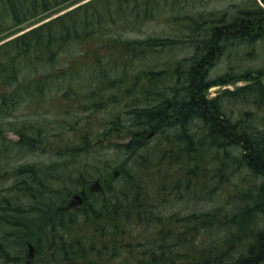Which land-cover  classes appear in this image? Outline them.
I'll list each match as a JSON object with an SVG mask.
<instances>
[{
  "label": "trees",
  "instance_id": "16d2710c",
  "mask_svg": "<svg viewBox=\"0 0 264 264\" xmlns=\"http://www.w3.org/2000/svg\"><path fill=\"white\" fill-rule=\"evenodd\" d=\"M82 1L0 0V41ZM206 2L88 0L0 44V264H264V67L210 73L264 47V0Z\"/></svg>",
  "mask_w": 264,
  "mask_h": 264
},
{
  "label": "rangeland",
  "instance_id": "374dc122",
  "mask_svg": "<svg viewBox=\"0 0 264 264\" xmlns=\"http://www.w3.org/2000/svg\"><path fill=\"white\" fill-rule=\"evenodd\" d=\"M85 1V0H83ZM82 1V2H83ZM240 0H207L206 4H207V8H217V9H224L228 6H231L232 4H235L237 2H239ZM260 3L261 0H259ZM78 4V3H77ZM76 5V4H75ZM263 5V3H262ZM74 6V5H72ZM72 6L67 7V9L65 8V10H68L70 8H72ZM64 9L62 11H58L55 12L53 14H51L49 17H47L45 20H41V21H37L35 24L33 25H29L26 24L22 27V29L19 32H24L38 24H40L41 22H44L48 19H50L51 17H53L54 15L65 11ZM165 17H161V18H153L151 20H147L144 21L143 24H139L138 28L136 30H130V31H124L123 33L126 35V37H145L148 35H155L157 33H166L168 34L169 32H162L164 31V29H166V23H164L165 21ZM17 35V34H15ZM15 35H12L8 38H11ZM6 38V39H8ZM6 39H2L0 42L6 40ZM258 48L253 50L255 51V55L253 54V51L251 55H248V58H244L243 55L245 53H243V51L245 50L244 45H239L236 44L235 46H232L229 50L232 52L227 51L224 55H222L217 61L216 63L211 67V76H217L219 74L224 73L226 70H228L231 66L234 68V71L238 72L243 68L246 67H264V54H263V45L262 43L257 44ZM178 56L181 58L184 57V52L181 48L178 49ZM254 55V56H253ZM93 55H90V57ZM167 57L164 56L163 59H165ZM247 81L245 80H238V81H234V82H229L225 85H215L212 86L211 88H209L208 90V97H214L219 93H222L223 91H225L226 89L228 90H233L236 89L240 86H243L244 84H246ZM59 105H63L62 101L60 100L58 102ZM25 106H23L22 108H19L18 110L14 111V115L15 116H22L26 113ZM93 116V115H92ZM94 118H96L98 120V122L104 120L101 116H98L96 113L94 114ZM102 124V123H101ZM10 136L12 138H16V135L13 134L12 132L10 133ZM128 138L125 137L124 140H118L120 142L122 141H126ZM118 141H114L115 143H119ZM111 150V149H109ZM44 155H42L41 153L33 155V156H29L28 158H25L26 160H33V161H42L44 159ZM25 159H23L21 162L26 161ZM13 164H15L16 162L13 161ZM8 183H11L14 179V177H11L10 172L8 173ZM103 186V183L99 182L98 180H95L94 182H92L91 184H89V186L87 187V195L91 194V191H95L97 189H99L100 187ZM84 191V190H83ZM85 192V191H84ZM182 196L180 197H174L171 200V207L169 209H171L170 211H174L175 213L177 212L178 214L181 215H187L190 214L192 212H200L203 210H207L209 208H211L214 204L208 200V198L203 195V194H196V191L192 194L191 193H187L185 191H182ZM86 202V200L84 202H79L78 200H75L73 203H70V209L71 210H78L79 208L83 207L84 203ZM69 209V210H70ZM35 244V248L36 249L34 251V257L35 255H38V248L40 245L37 244V241L34 242ZM33 255V254H32Z\"/></svg>",
  "mask_w": 264,
  "mask_h": 264
},
{
  "label": "bare ground",
  "instance_id": "6f19581e",
  "mask_svg": "<svg viewBox=\"0 0 264 264\" xmlns=\"http://www.w3.org/2000/svg\"><path fill=\"white\" fill-rule=\"evenodd\" d=\"M86 1H88V0H85V1H83V2H86ZM83 2H80V3H83ZM80 3H78V4H80ZM78 4H76V5H78ZM262 4V3H261ZM76 5H74V6H72V8L73 7H75ZM67 9V8H66ZM71 9V8H70ZM70 9H68V10H70ZM65 10V9H64ZM68 10H65V11H63V12H60V13H58V14H56V15H54L53 17H56V16H58V15H60V14H62V13H64V12H66V11H68ZM62 11V10H61ZM53 17H51V18H53ZM50 18V19H51ZM49 20V19H48ZM42 23V22H41ZM29 30V29H28ZM27 31V30H26ZM25 32V31H24ZM21 33H23V32H18L17 33V35H19V34H21ZM15 35V34H14ZM17 35H15V36H17ZM14 37V36H13ZM12 38V37H11ZM8 39H10V38H8ZM8 39H6V40H8ZM6 40H4V41H6ZM4 41H2V42H4ZM2 42H0V44L2 43ZM216 62H213V64H212V66L215 64ZM264 76V74L261 76V81H262V77ZM262 83H263V81H262ZM264 84V83H263ZM13 133V132H12ZM9 134V136H10V133H8ZM76 195H82V197H83V200L85 201L86 200V195H85V192L84 191H81L79 194H76ZM75 196V195H74ZM74 198V197H73ZM72 198V199H73ZM72 199H70V201L68 202V205L70 204V202L72 201ZM30 251H31V253H32V251H33V246L32 245H30Z\"/></svg>",
  "mask_w": 264,
  "mask_h": 264
},
{
  "label": "water",
  "instance_id": "95a60500",
  "mask_svg": "<svg viewBox=\"0 0 264 264\" xmlns=\"http://www.w3.org/2000/svg\"><path fill=\"white\" fill-rule=\"evenodd\" d=\"M262 81L264 83V76L262 77ZM75 200H78L79 202H82L83 201L82 195H75L70 203H73Z\"/></svg>",
  "mask_w": 264,
  "mask_h": 264
}]
</instances>
